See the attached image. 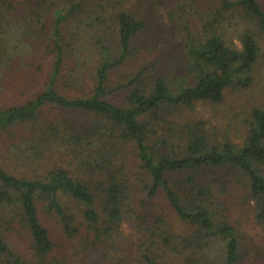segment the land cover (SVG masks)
<instances>
[{"label":"trees","instance_id":"1","mask_svg":"<svg viewBox=\"0 0 264 264\" xmlns=\"http://www.w3.org/2000/svg\"><path fill=\"white\" fill-rule=\"evenodd\" d=\"M73 1L0 0V264H43L52 253L39 205L88 254L100 250L96 264L134 263L136 255L123 257V244L131 253L137 245L127 224L146 229L141 264H167L159 256L167 248L177 258L188 254L185 264H248V234L224 197L240 190L249 218L264 228V109L253 111L243 145L219 142L203 128L168 137L156 128L164 109L219 103L233 81L250 83L264 36L262 3L180 0L169 15L181 23L186 72L171 82L161 75L149 82L145 66L126 86L125 104H118L111 74L132 55L147 24L120 12L115 44L102 47L98 64L91 59L63 76L62 26L80 6ZM84 50L79 53L91 54ZM44 54L50 69L34 93L25 77L42 70L35 66ZM84 71L92 76L88 91ZM49 109L59 116L45 117ZM159 196L188 226L182 233L164 218H146ZM19 225L31 236V261L9 240Z\"/></svg>","mask_w":264,"mask_h":264},{"label":"rangeland","instance_id":"2","mask_svg":"<svg viewBox=\"0 0 264 264\" xmlns=\"http://www.w3.org/2000/svg\"><path fill=\"white\" fill-rule=\"evenodd\" d=\"M77 1H80V6L62 26L63 45L68 56L63 76L71 75L77 66L88 63L91 59H93L91 64H98L102 47L115 39L116 17L120 12H128L137 20L145 21L147 28L135 40L133 53L127 56L125 64L111 74V87L119 88L113 94L116 103L125 104L130 90L129 86L128 88L126 86L145 66L151 71L149 82L159 75L166 76L171 82L186 72L188 59L182 42L181 23L169 15L171 10H178L180 0H74L73 2ZM260 2L264 7V0ZM259 42L261 54L250 74L249 84L243 85L238 80L233 81L227 87L223 101L219 103L204 101L196 103L191 110L187 107L162 110V117L156 128L158 135L168 137L175 132L185 133L192 128H203L219 142L228 140L234 144L243 145L253 121V111L257 108L264 109V36L259 37ZM237 44L240 46L239 41ZM87 47L90 48L91 54L79 53V50L83 48L85 52H88ZM47 56V54L40 56V61L35 66L37 68L39 64H42V70L32 72L29 77H25L29 80L31 89L36 90L34 93L42 88L44 76L50 69ZM83 74L86 82L85 89L88 91L93 87L92 76L87 71ZM52 115L54 118L59 116L58 112L50 111V109L44 116ZM216 186L217 189L222 187L218 184ZM231 190L233 191L224 197L225 203L231 207L234 220H240L241 228L248 234L243 260L248 264H264V228L252 219V215L250 219L249 213L244 210L243 193L236 188ZM67 204H71V200H68ZM69 206H76V204ZM39 208L42 223L50 230L54 241L53 251L44 258L43 264H96L100 260L99 257L102 254L100 250L96 255L88 254L80 238L69 236L59 219L50 215L43 205H39ZM147 214L146 218H150L152 223L160 218L166 219L167 225L171 226V231L174 233H182L188 227L175 218L172 209L162 196L150 204ZM125 229L126 233L133 229L129 237L132 243L136 242L137 245L131 247L133 250L131 253L125 251L129 243L123 244V257L128 255L132 258L136 255L133 264H141L138 258L139 244L145 243L146 237L142 236L146 229L139 228L138 224H127ZM8 236L11 244L27 261L34 258L31 236L26 229L19 225ZM159 254L167 264H185L188 257V254H184L183 258L180 256L177 258L175 257L177 255L173 256L168 248L160 251Z\"/></svg>","mask_w":264,"mask_h":264}]
</instances>
